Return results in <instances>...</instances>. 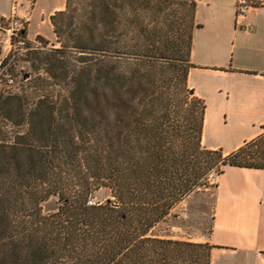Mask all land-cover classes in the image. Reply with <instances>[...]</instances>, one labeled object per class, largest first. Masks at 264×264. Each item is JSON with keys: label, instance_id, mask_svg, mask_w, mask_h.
Instances as JSON below:
<instances>
[{"label": "trees", "instance_id": "1", "mask_svg": "<svg viewBox=\"0 0 264 264\" xmlns=\"http://www.w3.org/2000/svg\"><path fill=\"white\" fill-rule=\"evenodd\" d=\"M66 1L59 49L0 91V264H210L208 243L152 230L213 170L264 171V131L228 155L202 145L196 0Z\"/></svg>", "mask_w": 264, "mask_h": 264}, {"label": "crops", "instance_id": "2", "mask_svg": "<svg viewBox=\"0 0 264 264\" xmlns=\"http://www.w3.org/2000/svg\"><path fill=\"white\" fill-rule=\"evenodd\" d=\"M62 1L48 17L65 9L67 1ZM196 4L200 27L193 34L194 68L188 85L207 104L204 148H221L215 132L207 131L218 120L237 121L247 129L243 128L241 141L224 153L228 155L264 131V9L237 17V0H196ZM35 8L28 27L37 13H43ZM26 11L18 16L24 18ZM216 94L225 97L219 100ZM222 171L214 185L210 232L197 243L213 246L210 264H264V171L237 167Z\"/></svg>", "mask_w": 264, "mask_h": 264}, {"label": "rangeland", "instance_id": "3", "mask_svg": "<svg viewBox=\"0 0 264 264\" xmlns=\"http://www.w3.org/2000/svg\"><path fill=\"white\" fill-rule=\"evenodd\" d=\"M29 1L0 0V11H10L14 6V3L17 2V12L19 16L21 11L27 10V14L24 19L26 18L28 20V24L30 23L29 16L32 15L35 6L37 12L43 11L41 16H38V13L34 16L35 19L31 22L30 27L27 26L26 34L28 38L30 37L29 39L40 42L44 49L32 52L25 58L9 64L11 67L10 72L16 78V85L14 87H8L4 84H0V91L3 89L8 90L11 93L17 91L20 83H22L20 82L21 79L27 77L29 74L31 75L35 73L32 72L33 69H31V66L36 67L37 65L35 57H41L45 53L57 50L60 47V44L57 43L55 33L53 32V26L50 21V17L59 11L54 12L50 17H48V14L54 9V7L59 6L63 1L52 0L49 4L48 2L50 0ZM32 3H34V5H32ZM36 32H38L37 36H30L31 34L34 35ZM224 97L225 95L222 94H216L215 96V98L219 100H222ZM243 128L244 127L238 125L237 121L226 119L218 120L214 123V125H208L207 131H210V133L213 131L215 132V138L219 144H221L220 149L222 150V153H225L227 150L233 148L235 144L240 142L241 138L245 136ZM247 128L250 129V127ZM203 183L204 185L200 187V189H197L195 193L187 197L173 210L171 217H169L166 222H162L159 226L152 230V234L167 237L173 240L177 239L194 243H197V241L207 237L211 229L214 184H208V182ZM109 192L110 191L108 190H101L98 193H95L91 200L94 202L105 201L110 198ZM53 201L55 200L53 199L48 204H45V209L55 208Z\"/></svg>", "mask_w": 264, "mask_h": 264}, {"label": "built area", "instance_id": "4", "mask_svg": "<svg viewBox=\"0 0 264 264\" xmlns=\"http://www.w3.org/2000/svg\"><path fill=\"white\" fill-rule=\"evenodd\" d=\"M254 9H264V0H237L236 16L243 17ZM17 11L15 2L8 15H0V84L8 87L16 85V78L11 74L9 64L25 58L29 53L44 49L40 42L27 37L28 20L19 17ZM218 176V172L213 170L208 175V183L215 185ZM88 204L94 205L95 202L89 199Z\"/></svg>", "mask_w": 264, "mask_h": 264}]
</instances>
